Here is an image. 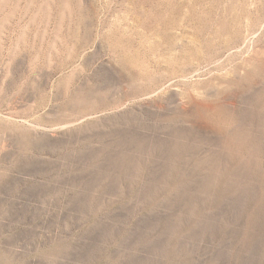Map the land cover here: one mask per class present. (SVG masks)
Segmentation results:
<instances>
[{"label": "rangeland", "instance_id": "374dc122", "mask_svg": "<svg viewBox=\"0 0 264 264\" xmlns=\"http://www.w3.org/2000/svg\"><path fill=\"white\" fill-rule=\"evenodd\" d=\"M0 264H264V0H0Z\"/></svg>", "mask_w": 264, "mask_h": 264}]
</instances>
